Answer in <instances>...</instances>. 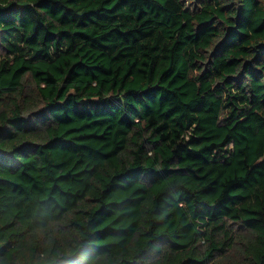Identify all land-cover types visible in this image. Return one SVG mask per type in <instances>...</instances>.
<instances>
[{
  "label": "trees",
  "instance_id": "16d2710c",
  "mask_svg": "<svg viewBox=\"0 0 264 264\" xmlns=\"http://www.w3.org/2000/svg\"><path fill=\"white\" fill-rule=\"evenodd\" d=\"M0 264H264V0H0Z\"/></svg>",
  "mask_w": 264,
  "mask_h": 264
},
{
  "label": "rangeland",
  "instance_id": "374dc122",
  "mask_svg": "<svg viewBox=\"0 0 264 264\" xmlns=\"http://www.w3.org/2000/svg\"><path fill=\"white\" fill-rule=\"evenodd\" d=\"M0 52H1V50H0Z\"/></svg>",
  "mask_w": 264,
  "mask_h": 264
}]
</instances>
